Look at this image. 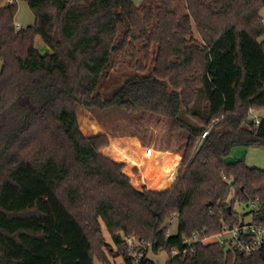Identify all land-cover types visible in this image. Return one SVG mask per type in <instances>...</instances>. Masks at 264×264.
Here are the masks:
<instances>
[{
	"label": "trees",
	"instance_id": "1",
	"mask_svg": "<svg viewBox=\"0 0 264 264\" xmlns=\"http://www.w3.org/2000/svg\"><path fill=\"white\" fill-rule=\"evenodd\" d=\"M2 1L0 264H131L120 232L167 251L165 264H264V246L203 241L244 221L237 200L255 202L264 228V169L226 161L236 146L264 147V118L248 123L264 110V0H142L130 17L114 4L109 23L71 34L67 16L103 0H27L24 28L18 0ZM78 107L148 112L187 134L173 185L136 187L102 152L110 137L84 134Z\"/></svg>",
	"mask_w": 264,
	"mask_h": 264
},
{
	"label": "rangeland",
	"instance_id": "2",
	"mask_svg": "<svg viewBox=\"0 0 264 264\" xmlns=\"http://www.w3.org/2000/svg\"><path fill=\"white\" fill-rule=\"evenodd\" d=\"M132 1L135 4H140L142 2V0H132ZM3 2L5 3L4 5L7 4V0H3L1 5H3ZM116 3L117 1L111 3H101L98 6L93 7V9L91 10L84 9L81 11L79 10V11L71 12V14L67 16V27H66L67 32L71 34L80 27H81V31H85L91 27H97L109 23L111 21L110 13H107L105 16H102V14L104 12H107V10H109V8ZM129 4L130 3H125L122 9L130 17L132 10ZM261 14L264 18V7L261 11ZM14 20L16 25L20 24V28L27 27L35 22L34 11L31 9L27 0H18V10ZM35 45L43 53L50 52V48L44 43L43 39L40 36H37ZM1 66H2V60L0 59V69ZM78 114H79L80 127L84 132V134L94 135L99 133H105L109 135L111 138H113V144L119 149L116 158L111 156L112 154L109 155L107 151L109 148L102 150V152L110 157H113L117 161L124 162L125 164L124 170L131 175L133 183L136 185V187L138 186V188H142L143 186H145L146 188H150V187L159 188V187L168 186L170 184L171 181L170 176H168L169 178L167 179V181H165V183L161 185L154 184L150 180L149 181L146 180L147 185L145 183L143 184L142 181L140 180L141 176L139 177L138 170L136 171L132 163H130L131 161L130 155L133 152H135L134 156H136L138 162L143 160L138 154V146L142 145L145 150L148 146L149 147L154 146L152 142H154L155 139L156 129L158 130L157 135H165L166 131L170 129L169 125H167L165 121L161 120V118H159L157 115L143 111L138 113H131L127 111H112V110L106 111L91 107H78ZM183 134L185 136H188L185 133ZM182 137H183L182 135L179 136L178 139H181V141L179 140L178 142H176L175 145L170 144L169 146H167L168 145L167 143H170V140L169 141L167 140L166 144H164L165 146H167V148L164 146L165 148L164 150L170 151V149L168 148H172L171 153L177 154V156L184 154L186 150V146L184 148L185 144L184 141L182 140ZM123 157H127V158H124V161L119 160L122 159ZM128 158H130V161H127ZM236 159H245L246 163L249 166L259 167L264 169V147L236 146L226 157V161L232 162L235 161ZM178 167L180 172L181 163ZM174 169H175L174 171H176V166H174ZM234 206H235V210L239 212L241 218H243L244 221L247 222L251 221L252 216L248 212L252 210L254 207L252 201L248 204L246 202L237 200ZM104 230H105V237L107 242L114 247V252H116L117 247L115 246L114 242L112 241V238L110 237L105 227ZM176 232H177V219L174 218L171 223L170 234ZM222 237H224V235L209 238L204 242H216L217 239H220ZM110 255L111 258L112 257L116 258L113 264H120L122 262V259L119 255L117 256H115V254H110ZM148 258L154 260L155 264H165L167 259L169 258V253L165 250H161L158 253H154L153 250L149 247ZM95 262L96 264H105L99 261L98 259H96ZM108 264L110 263L108 262Z\"/></svg>",
	"mask_w": 264,
	"mask_h": 264
},
{
	"label": "crops",
	"instance_id": "3",
	"mask_svg": "<svg viewBox=\"0 0 264 264\" xmlns=\"http://www.w3.org/2000/svg\"><path fill=\"white\" fill-rule=\"evenodd\" d=\"M114 1H117L116 4H120V8H123L125 3H130L129 5L135 4V3H133L132 0H103L101 2L92 4L91 6L87 7L86 10H91V9H93V7H96L101 3H111ZM109 12L110 11L107 10V12H104L102 14V16H105ZM110 19H111V16H110ZM66 27H67V23H66ZM36 39H37V37H36ZM36 39H35V42H36ZM157 116L159 118H161V120L165 121L167 123V125H169L167 118L159 116V115H157ZM155 131H156L155 139H154V142H152V144L155 146V148H154V146H152L154 148V154L152 156H146L145 149L143 148L142 145L139 144L140 146H138V154L141 157V159H143V160L138 162L136 159V156H134L135 152H133L130 155L131 161H130V158H128L127 161H130V163H132V165L136 171L138 170L139 177L141 176V179L139 177L138 178L142 181L143 184L145 183L147 185L146 180H148V181L150 180L154 184L161 185V184L165 183V181H167V179L169 178L168 176H170L171 181H170V184L168 186L159 187V188H155V187L154 188H151V187L148 188V189H155V190H164V189L170 188L173 185L175 179L177 178V175L179 174V167L178 166L182 162L181 159L183 157L182 156L183 154L177 156V154L171 153L172 148H168V149H170V151L164 150L165 149L164 144H166L167 140L168 141L170 140V143H167L168 144L167 146H169L170 144L175 145L176 142H178L179 140L181 141V139H178V138H179V136L182 135L183 136L182 140L184 141V144H185L184 148H185V146H187V140L186 139H188V136H185L183 133H175L171 129H168L166 131L165 135H157L158 130L156 129ZM171 140H172V143H171ZM110 141H111L110 145L106 146L102 150L109 148L107 150L109 155L112 154L111 156L116 158V155L118 154L119 149L113 144V138L110 137ZM167 146H165V147L167 148ZM113 157H111V158H113ZM124 158H127V157H123L122 159H119V160L124 161ZM174 166H176V171H174L175 170ZM127 174H129V173L127 172ZM171 175H172V177H171Z\"/></svg>",
	"mask_w": 264,
	"mask_h": 264
},
{
	"label": "built area",
	"instance_id": "4",
	"mask_svg": "<svg viewBox=\"0 0 264 264\" xmlns=\"http://www.w3.org/2000/svg\"><path fill=\"white\" fill-rule=\"evenodd\" d=\"M17 28H20V24L16 25ZM251 120L255 124H259L264 118V110H255L252 109L250 112ZM207 134V131L203 134V137ZM146 156H152L154 154V148L148 146L145 150ZM226 179V176H224ZM255 205V202H253ZM224 235V237L217 239L216 242L220 244L230 245L234 250L243 254H252L259 251L264 246V228L258 226L253 222L242 221L240 224H236L232 227L225 228L222 232L215 234L213 236H208L203 239V241L213 238L216 236ZM120 236L125 242L127 248L129 249L131 264H144L143 259L148 258L149 244L140 242L137 238L133 236H125L120 232ZM198 240V234L195 233L192 238L185 239V242L189 243L190 241ZM172 255L180 254V251L177 249L171 250ZM122 259L120 264H128L122 255H119ZM116 258L109 256V263L113 264Z\"/></svg>",
	"mask_w": 264,
	"mask_h": 264
},
{
	"label": "water",
	"instance_id": "5",
	"mask_svg": "<svg viewBox=\"0 0 264 264\" xmlns=\"http://www.w3.org/2000/svg\"><path fill=\"white\" fill-rule=\"evenodd\" d=\"M5 3L3 2V5H4ZM260 41L261 42H263L264 41V36H262L261 38H260ZM251 122V119H248V123H250ZM211 202H209L208 204H210ZM230 209H231V207H230Z\"/></svg>",
	"mask_w": 264,
	"mask_h": 264
}]
</instances>
